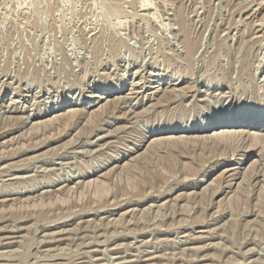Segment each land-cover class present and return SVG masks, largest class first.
I'll list each match as a JSON object with an SVG mask.
<instances>
[{"label": "rangeland", "instance_id": "374dc122", "mask_svg": "<svg viewBox=\"0 0 264 264\" xmlns=\"http://www.w3.org/2000/svg\"><path fill=\"white\" fill-rule=\"evenodd\" d=\"M258 119L264 0H0V264H264ZM232 122L257 135L202 145Z\"/></svg>", "mask_w": 264, "mask_h": 264}, {"label": "bare ground", "instance_id": "6f19581e", "mask_svg": "<svg viewBox=\"0 0 264 264\" xmlns=\"http://www.w3.org/2000/svg\"><path fill=\"white\" fill-rule=\"evenodd\" d=\"M188 39V38H187ZM182 40V39H181ZM190 41V40H189ZM188 42V41H187ZM191 42H193V41H191ZM191 42H188V43H191ZM185 43H186V41H185ZM188 43H186V45H184V47L186 46V49H187V51L185 52L186 53V57L187 56H190L191 54H192V51H194V50H192V47L191 48H188L189 46H187V44ZM192 45V44H191ZM194 48V47H193ZM195 49V48H194ZM228 73V72H227ZM181 75V74H180ZM182 76V75H181ZM144 78V77H143ZM182 78V77H181ZM192 78V77H191ZM185 79V78H184ZM194 79V78H193ZM196 79V78H195ZM194 79V80H195ZM143 82V81H142ZM189 82V81H188ZM192 83V82H191ZM195 83H196V81H195ZM204 83V82H203ZM210 83V82H209ZM134 84V83H133ZM136 84V83H135ZM183 84H185V80H183L182 82H179V81H177L176 83H174V84H172V85H170V87H168L167 86V88L164 86V87H162L161 88V86H158V87H154V88H152V89H154V92H152L150 95L148 94L147 96H146V98L148 99V100H150V99H152V100H156V97L157 96H159L160 95V97H161V95H162V93H164L162 96L163 97H165L166 95H165V92H167L168 91V94H169V90L171 91V90H173L174 92H177V93H179L178 95H176L175 94V98L173 99V98H169L168 100L167 99H162V97H161V100L162 101H160V99H159V102L161 103V104H163V106H167V104H170L173 100H174V102H179V101H182L184 98H187L188 97V93H186L185 91V93H183V92H181V90H180V86L181 85H183ZM226 84V83H225ZM138 85H140V84H136V85H133L134 87H133V90L131 91V95L133 96V95H141L143 92H141L142 90H144V88L145 87H142V89H141V91L139 90V89H137L136 87L138 86ZM186 85V84H185ZM188 85H190V84H188ZM192 85V84H191ZM196 85V84H195ZM163 86V85H162ZM206 86V85H205ZM214 86V85H213ZM232 86V85H231ZM141 88V87H140ZM166 88V89H165ZM170 88H173V89H170ZM233 88V87H232ZM196 89H197V86H196ZM184 90V89H183ZM191 90V89H190ZM190 90H189V92H190ZM200 89L198 88V91H199ZM194 91V90H193ZM197 91V92H198ZM206 91H207V89H206ZM209 91V90H208ZM230 91V90H229ZM196 92V91H195ZM210 92V91H209ZM235 92V91H234ZM170 93H172V92H170ZM203 93V92H202ZM173 94V93H172ZM171 94V95H172ZM191 93H189V95H190ZM197 93H195V95H196ZM195 95H194V97H195ZM209 95V94H208ZM213 95V94H212ZM210 96V95H209ZM93 97H98V96H93ZM100 97V96H99ZM127 99H133V98H129V97H127V96H125ZM134 97V96H133ZM206 97H207V95H206ZM123 98V97H122ZM159 98V97H158ZM102 99V98H101ZM14 102V101H13ZM122 102H123V100H122ZM158 102V101H157ZM184 102V101H183ZM124 103V102H123ZM122 103V104H123ZM126 104H127V102H125ZM124 103V104H125ZM91 104V103H90ZM93 104H95V102H93ZM125 104V105H126ZM165 104V105H164ZM92 105V104H91ZM156 105V104H155ZM176 105V104H175ZM184 105V104H183ZM186 105V104H185ZM120 106V105H119ZM160 106V105H159ZM180 106V105H179ZM182 106V105H181ZM121 107V106H120ZM120 107H118V109H120ZM130 107V106H129ZM152 107H154V106H152ZM156 107V106H155ZM162 107V106H161ZM169 107V106H168ZM122 108V107H121ZM133 108V107H132ZM131 108V111H130V115L132 114V113H135V110L133 111V109ZM184 108V107H183ZM188 108V107H187ZM187 108H186V110H187ZM126 109V108H125ZM130 109V108H129ZM145 109V108H144ZM149 109V108H148ZM189 110V109H188ZM187 110V111H188ZM192 110V109H191ZM129 111V110H128ZM156 111V110H155ZM164 111V110H163ZM181 111H183L182 109H181ZM48 113H50V111H47V112H45V114H48ZM104 113V112H103ZM106 113V112H105ZM156 113V112H155ZM175 113V112H174ZM183 113V112H182ZM127 114V113H126ZM128 114V115H129ZM136 114V113H135ZM151 114V113H150ZM150 114H148V115H150ZM166 113H164V115H165ZM173 114V113H172ZM172 114H170V115H172ZM178 114V113H177ZM179 114H181L180 112H179ZM38 115L39 114H37V113H35L34 114V117H38ZM42 115V114H41ZM103 115H105V114H103ZM134 115V114H133ZM145 115V114H144ZM143 115V116H144ZM175 115V114H174ZM174 115H173V117H174ZM100 116V115H99ZM161 116V115H160ZM182 116V115H181ZM186 116V115H185ZM102 117V116H101ZM131 117V116H130ZM164 117V116H163ZM168 117V116H167ZM166 117V118H167ZM176 117V116H175ZM190 116H188V117H186V119L187 118H189ZM106 118V117H105ZM128 118H129V116H128ZM170 118V117H169ZM169 118H168V120H169ZM177 118V117H176ZM175 118V119H176ZM92 119V118H91ZM94 119V118H93ZM126 119H127V117H126ZM150 119V118H149ZM27 120V119H26ZM155 120V119H154ZM160 120H161V118H160ZM165 120V119H164ZM173 120H174V118H173ZM181 120H182V118H181ZM95 121V120H94ZM101 121V120H100ZM150 121H151V119H150ZM156 121V120H155ZM158 121V120H157ZM172 121V120H171ZM186 121V120H185ZM184 121V122H185ZM58 122V121H57ZM162 122V121H161ZM264 120H260V119H258L257 120V123H254V124H251L252 125V127H254V126H257V125H264ZM93 123V122H92ZM90 123L89 124V126H93V127H95V124L97 123V120H96V122H95V124L93 123ZM100 123V122H99ZM102 123V122H101ZM72 124V123H71ZM179 124V123H178ZM223 124V123H222ZM244 123H237V122H232V123H225V124H223V125H221V126H216V128L213 126V124H211V125H209V127H206V129H205V131L207 132V131H209L210 129H213V131H211V132H215V133H213V134H211V135H206V136H204L202 139H200V140H203V141H201L203 144L202 145H204V146H208V145H219V144H221L222 143V140L224 141V142H226L227 141V143L226 144H223L224 145V147L226 146V145H234V147H235V144L236 145H240L239 143L241 142V144H242V142L244 141L245 143H246V141H247V138L249 139V135H250V138H251V135L252 136H255V135H257V134H251V130H248L247 128V130H244L245 129V126L243 125ZM67 126V125H66ZM87 126V125H86ZM96 126H100V125H97L96 124ZM151 127H153V126H151ZM262 127V126H261ZM51 129H52V127H51ZM88 129H89V135H91L92 136V134H94V130H96V127L93 129V128H89L88 127ZM98 129V128H97ZM222 130L221 131V133H218L217 132V130ZM87 130V129H86ZM230 130V131H229ZM237 130H239V131H237ZM263 131H264V129H263ZM164 133L166 134V135H168V134H180V132L178 131V130H176V129H174V130H172L171 128H169V129H167V130H165L164 131ZM51 135V134H50ZM54 135V134H53ZM82 135V134H81ZM87 135V134H86ZM88 135V136H89ZM155 136H156V134H154ZM154 135H152V137H155ZM157 135H161V134H159V133H157ZM259 135V134H258ZM88 136H86V137H88ZM90 136V137H91ZM83 137V136H82ZM85 137V136H84ZM19 138V137H18ZM56 138V137H55ZM60 138V137H59ZM81 138V137H80ZM181 138H183L184 139V137H181ZM43 139V138H42ZM146 139V138H145ZM166 140H169V143H166V146L165 147H167L165 150H166V153H167V151H168V153H169V151H172V153L174 152V153H176V155H177V157H179V158H189V154L188 153H183L182 151H189V149L191 148H189L188 147V145H186L185 143H186V141L185 142H183L184 140H182V139H180V138H178L177 139V137H175V138H165V141ZM198 140V139H197ZM49 141V140H48ZM51 141H53L52 139H51ZM145 141H147V140H145ZM188 141H190V140H188ZM44 142V141H43ZM47 142V140L45 141V143ZM143 142V141H142ZM147 142H149V141H147ZM146 142V143H147ZM168 142V141H167ZM197 141H195L194 143L196 144V145H198L197 143H196ZM192 143H193V141H192ZM192 143H190V144H192ZM249 143V142H248ZM43 144L44 143H42L41 145H39L38 147H40V146H43ZM142 146V145H141ZM141 146L140 147H138V148H141ZM144 146H146V145H144ZM143 146V147H144ZM160 146V145H159ZM203 146V147H204ZM256 146V145H255ZM255 146H253V145H251V147H250V149H249V151H246V154L243 156V160L242 161H247L248 159H249V154L248 153H251V154H253L254 153V151H256V147ZM243 147H244V145H243ZM259 147V146H258ZM257 147V148H258ZM161 148V147H160ZM227 148H228V146H227ZM231 149H234V148H232V147H230ZM229 148V149H230ZM38 149V148H37ZM163 149V148H162ZM201 149V148H200ZM203 149V148H202ZM201 149V150H202ZM205 149H207V148H205ZM220 149V148H219ZM226 149V148H225ZM230 149V150H231ZM239 149V148H238ZM242 149V148H241ZM263 149V148H262ZM159 150V149H158ZM164 150V151H165ZM191 150V149H190ZM214 150V149H213ZM221 150V149H220ZM244 150V149H243ZM246 150V149H245ZM240 151V150H239ZM242 151V150H241ZM156 152V151H155ZM161 152V151H160ZM204 152V151H203ZM203 152H201L200 151V153H203ZM218 152V151H217ZM230 152V151H229ZM228 152V153H229ZM237 152V151H236ZM166 153H164V154H166ZM234 153V152H233ZM239 153V152H238ZM264 153V152H263ZM157 154H158V152H157ZM163 154V155H164ZM185 154V155H184ZM198 154V153H197ZM205 154V153H204ZM218 154V153H217ZM226 154V153H225ZM236 154V153H235ZM240 154H244V153H240ZM151 155H153V154H151ZM156 155V154H155ZM171 155V154H170ZM199 155H201V154H199ZM203 155V154H202ZM222 155V154H221ZM159 156V155H158ZM172 156H174V155H172ZM205 156V155H204ZM223 156V155H222ZM226 156V155H225ZM241 156V155H240ZM160 157V156H159ZM174 157H176V156H174ZM191 157V156H190ZM237 157V156H236ZM155 158V157H154ZM163 159H164V157H162ZM161 158V159H162ZM172 159H174L173 157H171ZM197 158H201V156L200 157H197ZM204 158V157H203ZM206 158V157H205ZM216 158L217 157H215V159L213 158V161L214 160H216ZM227 158V157H226ZM225 158V159H226ZM229 158V157H228ZM239 158V157H238ZM241 158V157H240ZM176 159V158H175ZM212 159V158H211ZM220 159V158H219ZM218 159V160H219ZM237 159V158H236ZM168 160V159H167ZM218 160L217 161H215V162H218ZM173 161H175V160H173ZM191 161V160H190ZM195 161V160H194ZM212 161V160H211ZM239 161H240V159H239ZM241 161V162H242ZM206 162V161H205ZM260 162V161H259ZM171 163V162H170ZM177 163L179 164L180 163V160L179 161H177ZM190 163H192V161L190 162ZM195 164H196V162H194ZM201 163V162H200ZM199 163V164H200ZM208 163H209V160H208ZM194 164V165H195ZM239 164V163H238ZM177 165V164H176ZM188 165V164H187ZM193 164L192 165H190V166H194ZM197 165H198V162H197ZM196 165V166H197ZM204 165V164H203ZM211 165V164H210ZM240 165V164H239ZM242 165V164H241ZM118 166H120V165H118ZM189 166V167H190ZM220 166V165H219ZM222 166V165H221ZM262 166V165H261ZM177 167V166H176ZM198 167V166H197ZM197 167L195 168V169H197ZM204 167H206V165L204 166ZM264 167V166H263ZM181 168H182V166H181ZM191 168V167H190ZM199 168V167H198ZM201 168V167H200ZM192 169H193V167H192ZM194 169V170H195ZM202 169H203V166H202ZM205 169V168H204ZM215 169V168H214ZM219 169V168H218ZM258 169H259V167H258ZM189 170V169H188ZM242 168H233V167H230L229 169H226L225 171H224V174H225V176H224V178H227V179H229L228 181H227V186H225V187H228V188H231V186L233 185L232 183L230 184V182H234V181H236V183H235V186H236V184H237V181L241 178V175H242ZM259 170H262V167H260V169ZM196 171H198V170H196ZM190 172H191V170H190ZM201 172V171H200ZM222 172V171H221ZM231 172H234V173H232V174H230ZM188 173H189V171H188ZM193 173V172H192ZM197 173H199V172H197ZM260 173H261V171H260ZM259 171L256 173L255 172V176H259ZM228 174H230L229 176H228ZM189 175V174H188ZM191 175V174H190ZM189 175V176H190ZM195 175H196V173H195ZM192 176V175H191ZM197 176V175H196ZM193 177V176H192ZM191 177V178H192ZM196 178V177H195ZM189 178H187V180H188ZM194 179V178H193ZM173 180V179H172ZM190 181V180H189ZM246 181V180H245ZM68 184V183H67ZM168 184V183H167ZM240 184V183H239ZM239 187H238V192H236V194H240L239 196H241L242 194H241V187H240V185H238ZM69 188V187H68ZM71 189V188H70ZM220 189V188H219ZM240 189V190H239ZM223 188H221L220 190H218V191H216V194L215 195H219V194H221V193H223ZM70 191V190H69ZM213 194V195H214ZM230 194V193H229ZM245 194V193H244ZM215 195H214V197H215ZM239 196H237V197H239ZM212 197V199H213V196H211ZM215 199V198H214ZM213 199V200H214ZM239 199V198H238ZM241 199V198H240ZM211 202V201H210ZM209 205H210V203H209ZM209 205H207V207L209 206ZM212 205V204H211ZM211 205H210V207H211ZM213 206V205H212ZM206 207V206H205ZM206 207V208H207ZM202 210V209H201ZM208 210V208L206 209V211ZM205 211V210H204ZM254 212V211H253ZM15 238V237H14ZM4 239V238H3ZM55 240V239H54ZM56 241V240H55ZM140 260V259H139ZM123 262V261H122ZM197 262V261H196ZM128 263V262H127Z\"/></svg>", "mask_w": 264, "mask_h": 264}]
</instances>
